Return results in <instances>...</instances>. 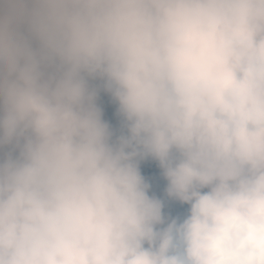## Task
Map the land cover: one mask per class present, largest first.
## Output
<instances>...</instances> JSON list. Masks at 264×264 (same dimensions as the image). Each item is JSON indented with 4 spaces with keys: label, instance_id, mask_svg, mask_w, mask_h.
<instances>
[{
    "label": "clouds",
    "instance_id": "9594fccd",
    "mask_svg": "<svg viewBox=\"0 0 264 264\" xmlns=\"http://www.w3.org/2000/svg\"><path fill=\"white\" fill-rule=\"evenodd\" d=\"M0 264H264V0H0Z\"/></svg>",
    "mask_w": 264,
    "mask_h": 264
}]
</instances>
